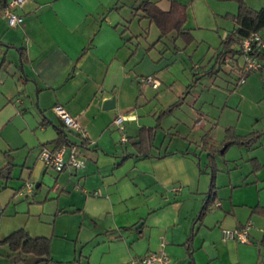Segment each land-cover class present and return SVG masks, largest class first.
I'll return each instance as SVG.
<instances>
[{
    "label": "crops",
    "instance_id": "crops-1",
    "mask_svg": "<svg viewBox=\"0 0 264 264\" xmlns=\"http://www.w3.org/2000/svg\"><path fill=\"white\" fill-rule=\"evenodd\" d=\"M141 1L24 0L14 28L0 14V239L18 228L48 237V257L39 260L46 264H125L156 249L169 264H264V109L246 126L237 116L216 132V84L200 92L198 108L195 98L164 114L171 100L196 89L197 80L186 88L192 71L209 66L227 32H213L222 16L216 0H149L163 11L171 1L184 7L188 43L176 31L160 35L136 9ZM145 75L158 83H144ZM55 103L86 133L82 168L55 170L38 158L60 128L80 142ZM141 126L154 133L140 148ZM230 126L263 133L249 145L224 146ZM204 142L220 146L212 154L216 198L195 220L209 184ZM244 225L248 242L221 238V228Z\"/></svg>",
    "mask_w": 264,
    "mask_h": 264
},
{
    "label": "trees",
    "instance_id": "trees-1",
    "mask_svg": "<svg viewBox=\"0 0 264 264\" xmlns=\"http://www.w3.org/2000/svg\"><path fill=\"white\" fill-rule=\"evenodd\" d=\"M237 4L236 12L234 14H226L225 16L230 18L233 21V27L230 31H227L226 34L220 39L218 49L212 54L211 62L208 67L201 68L200 74H205L212 76L217 74L218 71L222 70V67L225 66V72H233L224 65L225 57L230 58V63L234 62L237 64V60L232 58V55L239 54L238 49H233L231 47L232 43H237V41L243 36L249 34L251 31L259 32L264 29V9L254 10L247 7L243 0H233ZM150 22H152L158 29L160 35H164L169 31H176L178 35L182 37L185 43H188L192 40V36L189 31H184L182 24L184 22L185 13L184 7L175 3L174 1L170 2V7L167 11L159 9L153 2L149 0H142L136 7ZM261 34V33H260ZM233 53V54H232ZM259 58L262 60L261 65L258 67L259 70L264 66V55L259 53ZM224 68V67H223ZM251 72V71H250ZM235 73V72H234ZM191 82L186 86H191L192 83L196 82L197 78L195 72L192 71ZM237 76V75H236ZM244 81V80H243ZM236 83H241L236 77ZM179 97L174 103L169 104L164 111L168 110L170 106L178 104ZM162 113H159V115ZM159 116H157V120ZM62 129L60 128V136L55 140L54 146L61 143L69 142L62 134ZM154 133V127H144L141 126L137 132V144L138 146H145V139L151 140ZM263 131H249L245 134H237L233 128L227 127L225 129V135L223 138L222 145L228 146L229 144H238V145H249L250 143L257 140ZM78 136V133H76ZM80 144H86L85 139L80 140ZM206 148H208V158L209 162L207 164L209 172V184L206 193L201 199V204L199 211L196 215L195 220H200L205 212L208 210L209 206L215 200V185H214V173L216 166L212 159V154L219 150L218 148L207 144L204 142ZM204 146V145H203ZM141 153L146 154L145 151ZM264 215V211H262ZM191 236H188L186 240H189ZM262 241L264 242V232L262 236ZM0 243H6L8 248L15 252H23L25 254H32L35 256H43L45 260L48 257V237L46 236H30L23 228H18L10 232L8 235L0 239ZM189 251V250H188Z\"/></svg>",
    "mask_w": 264,
    "mask_h": 264
},
{
    "label": "built area",
    "instance_id": "built-area-1",
    "mask_svg": "<svg viewBox=\"0 0 264 264\" xmlns=\"http://www.w3.org/2000/svg\"><path fill=\"white\" fill-rule=\"evenodd\" d=\"M24 0H0V14L4 17L8 27L14 28L20 25L23 17L15 12V8L21 7ZM236 48L239 51L242 59L240 62L230 63V58L225 57L224 65L229 70L236 73L239 82H243L244 76L250 71L258 69L261 65L259 53L264 55V35L256 31H251L249 34L240 38L236 43ZM144 83L157 84L155 76L145 75L141 77ZM52 110L59 116L62 125L72 131L78 133L79 139H85L86 133L83 128L79 127L76 120L66 112L60 104H53ZM122 115H117L114 119L116 128L119 131V140H127V135L124 131ZM85 144L81 145L73 141L61 143L56 146L40 145L38 150V158L45 164L55 170H60L65 166H72L74 168H82L84 161L82 158V149ZM65 155V156H64ZM24 188L29 190L31 182H26ZM221 238L235 239L240 242H248L246 225L232 228H221ZM162 244V242H160ZM125 264H169L168 256L161 249L148 251L140 256L129 258Z\"/></svg>",
    "mask_w": 264,
    "mask_h": 264
},
{
    "label": "rangeland",
    "instance_id": "rangeland-1",
    "mask_svg": "<svg viewBox=\"0 0 264 264\" xmlns=\"http://www.w3.org/2000/svg\"><path fill=\"white\" fill-rule=\"evenodd\" d=\"M257 3L259 5H264V0H259ZM216 7L222 16H218V19L213 23V32L216 35L215 31L221 32L230 31L233 27V21L226 17L224 13L226 11H232L235 13L237 4L233 0H216ZM232 14V13H230ZM206 29H200L202 31H210ZM198 30V31H200ZM211 33V32H205ZM264 35V29L260 31ZM212 35V33H211ZM231 47L236 49V43H232ZM233 54V53H232ZM232 58L236 59L237 62H240L242 57L239 54L232 55ZM191 72V71H190ZM219 72V73H218ZM215 80L213 81V75L208 76L205 74H200V72L195 73L197 78V87L195 90H190L189 93H184L182 98L179 99L178 104L183 107H188L189 102H194V108L199 106V103L202 99L203 90L208 89L209 86H212V89L218 84L217 91L215 93L219 103L217 106H213L215 119L220 121L215 128L216 132H220L221 126L223 127L227 123H232L235 121V117L239 116L238 125H247L250 124L252 119H254V113H257L259 110L264 109V66L259 70H254L248 72L244 76V81L241 83H236V73H224L221 70L218 71ZM192 78V75H191ZM226 81V82H225ZM214 82V83H213ZM221 84V86H219ZM245 89L238 91V87L244 86ZM220 88V89H219ZM200 93L199 96H197ZM176 99L171 100V103H174ZM207 98H205L206 102ZM209 103L201 104V107L204 108ZM224 104V105H223ZM173 106H170L168 110L164 112H169ZM192 108V110H194ZM163 114V113H162ZM162 115H160L161 117ZM215 120V122H216ZM191 125V124H190ZM189 125V126H190ZM191 127V126H190ZM169 134V135H168ZM166 136H171L172 134L168 132ZM23 252H13L10 250L6 243H0V264H46L44 261L29 262L25 260ZM53 264V263H47Z\"/></svg>",
    "mask_w": 264,
    "mask_h": 264
},
{
    "label": "water",
    "instance_id": "water-1",
    "mask_svg": "<svg viewBox=\"0 0 264 264\" xmlns=\"http://www.w3.org/2000/svg\"><path fill=\"white\" fill-rule=\"evenodd\" d=\"M104 103L105 105L107 104L106 105L107 107L110 106L112 104V95L109 97V100L105 101ZM44 259L45 257L43 256H35V255L25 257V260L29 262H35V261L44 260Z\"/></svg>",
    "mask_w": 264,
    "mask_h": 264
}]
</instances>
